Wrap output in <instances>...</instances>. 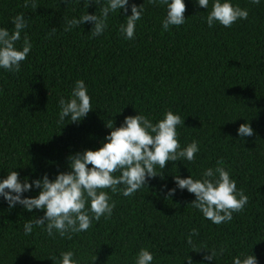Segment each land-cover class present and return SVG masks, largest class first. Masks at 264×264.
Returning <instances> with one entry per match:
<instances>
[{
    "label": "trees",
    "instance_id": "obj_1",
    "mask_svg": "<svg viewBox=\"0 0 264 264\" xmlns=\"http://www.w3.org/2000/svg\"><path fill=\"white\" fill-rule=\"evenodd\" d=\"M185 3L187 21L168 31L162 29L166 7L145 3L135 39L127 40L119 28L132 14L130 5L127 14L110 15L105 33L93 37L92 23L65 28L87 11L100 15L94 0L88 9L78 0H0V27L13 31L12 18L23 13L33 45L21 71L0 69V179L11 170L22 180L54 179L70 170V156L102 147L109 120L118 128L138 112L154 123L169 110L178 113L186 119L181 146L196 141L200 147L195 162H169L162 177L133 196L110 193L112 215L72 239L50 237L38 226L25 235L24 224L44 213L10 209L0 198V264H54L51 257L69 250L80 264H133L142 248L154 253L155 264H183L188 255L200 264L213 248L225 253L212 264H232L241 254L264 264V4L233 0L249 10L248 19L209 28L207 9ZM77 80L85 81L94 110L80 122L58 125L59 100L70 97ZM244 123L255 135L238 136ZM221 160L249 200L231 221L215 225L192 207L194 194L177 188L169 197L168 190L176 188V175L199 179ZM193 229L197 252L187 244Z\"/></svg>",
    "mask_w": 264,
    "mask_h": 264
},
{
    "label": "clouds",
    "instance_id": "obj_2",
    "mask_svg": "<svg viewBox=\"0 0 264 264\" xmlns=\"http://www.w3.org/2000/svg\"><path fill=\"white\" fill-rule=\"evenodd\" d=\"M71 2L72 0H65L67 4ZM78 2L83 3L88 9L93 0H78ZM94 2L99 6L100 15L90 14L87 11V14L78 18L74 16L67 21L65 31L92 23L94 25L92 36L100 37L108 28L110 15L115 13L120 15L121 10L127 14L130 5L132 14L121 23L119 31L125 39L134 40L137 22L142 20L146 11L145 3L166 7V17L162 22L163 31L170 30L172 26L179 28L187 21L185 0H145L141 5L130 3V0H94ZM194 2L200 8L207 9L206 23L209 28L217 24L231 28L236 22L247 20L249 17V10L234 4L233 0H194ZM249 2L253 5L264 4V0H249ZM11 22L14 25V30L11 32L7 28L0 27V69L19 72L22 62L29 57L33 45L25 31L29 27L25 15L18 14ZM22 33L23 43L18 48L17 42L21 41ZM59 108L56 121L58 125L64 124L66 120H70L71 123L80 122L94 110L92 97L84 80L75 82L70 97L59 100ZM185 120L178 113L170 110L155 123L139 112L138 115L125 117L118 128L114 126L112 120H109L107 127L112 130L101 142L102 147L70 156L69 171L60 172L54 179L44 174L42 178L35 180H30L28 177L22 180L19 172L8 171L7 178L0 179V198L10 209L20 205L29 213L36 210L44 213L35 221L29 220L24 224L25 235H31L33 228L38 226L50 237L55 238L59 235L72 239L74 234L88 231L94 221L112 215L116 204L110 193L131 197L148 186L151 178L158 175L162 177L163 170L169 162H195L200 152L198 142L193 141L188 146L182 147L179 139V128L185 127ZM237 134L243 139L255 135V131L250 123H244L238 128ZM174 182L176 188L169 189L168 196H174L177 188L194 194L196 198L191 203L192 207L197 209L204 219L215 225L231 221L233 213L243 211L249 200L244 191L237 188L235 179L223 166L222 160L217 162L215 168L204 170L199 179L194 178L193 175L187 178L176 175ZM34 189L39 190L37 196L24 195ZM198 235V231L193 229L187 238V244L193 246V251L195 245L192 237ZM208 251L210 254H206L200 264L217 262L218 257L225 253L224 248L219 250L213 248ZM51 259L54 260V264H80L76 253L71 250L61 252L58 258L51 257ZM185 261L187 264H193V259L189 255L183 264ZM133 264H155L154 253L142 248L135 256ZM232 264H258V262L256 256L241 254L232 258Z\"/></svg>",
    "mask_w": 264,
    "mask_h": 264
}]
</instances>
